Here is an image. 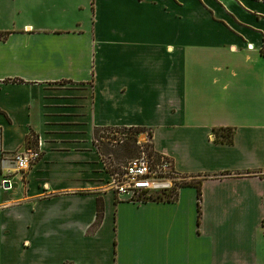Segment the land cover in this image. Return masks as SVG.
I'll return each mask as SVG.
<instances>
[{"label": "crops", "instance_id": "1", "mask_svg": "<svg viewBox=\"0 0 264 264\" xmlns=\"http://www.w3.org/2000/svg\"><path fill=\"white\" fill-rule=\"evenodd\" d=\"M0 34V161L40 151L0 164V264H264V0H0ZM106 129L150 132L199 219L193 186L117 202Z\"/></svg>", "mask_w": 264, "mask_h": 264}, {"label": "built area", "instance_id": "2", "mask_svg": "<svg viewBox=\"0 0 264 264\" xmlns=\"http://www.w3.org/2000/svg\"><path fill=\"white\" fill-rule=\"evenodd\" d=\"M150 139L147 133L150 144L148 151L141 150L137 158L127 161L119 168L106 167L108 186L117 202H172L176 200L179 189L187 182L186 177L175 171L169 157L154 152ZM39 159L40 151L37 147L3 156L0 164L2 172L9 176L15 172L24 173Z\"/></svg>", "mask_w": 264, "mask_h": 264}, {"label": "rangeland", "instance_id": "3", "mask_svg": "<svg viewBox=\"0 0 264 264\" xmlns=\"http://www.w3.org/2000/svg\"><path fill=\"white\" fill-rule=\"evenodd\" d=\"M147 133L145 130H97L93 134V141L104 166L119 168L127 161L137 158L141 150L148 151L150 144ZM189 182L187 180L186 183Z\"/></svg>", "mask_w": 264, "mask_h": 264}, {"label": "trees", "instance_id": "4", "mask_svg": "<svg viewBox=\"0 0 264 264\" xmlns=\"http://www.w3.org/2000/svg\"><path fill=\"white\" fill-rule=\"evenodd\" d=\"M4 35L5 34H0V36H4ZM129 130L141 131L142 129H129ZM219 133H221V136H219ZM148 135L151 137V133L150 132H148ZM214 135L216 137V140H217V138H221L222 141H224L226 143H231V139H232V130L231 129H220V130H217V131L214 132ZM186 186H193V187H195L197 189V213H198V219H199V216H200V205H199V202H200V197H201V194H200V182H197V183L189 182V183H186L185 185H183L182 187H186ZM101 217H102L101 204L98 203L97 215H96V220H95V223H94V227H96L100 223ZM198 224H199V221L197 220V225Z\"/></svg>", "mask_w": 264, "mask_h": 264}, {"label": "water", "instance_id": "5", "mask_svg": "<svg viewBox=\"0 0 264 264\" xmlns=\"http://www.w3.org/2000/svg\"><path fill=\"white\" fill-rule=\"evenodd\" d=\"M5 186H7V183L5 184Z\"/></svg>", "mask_w": 264, "mask_h": 264}]
</instances>
